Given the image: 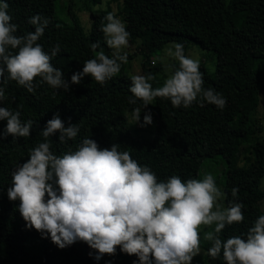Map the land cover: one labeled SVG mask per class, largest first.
Here are the masks:
<instances>
[{"label":"trees","instance_id":"1","mask_svg":"<svg viewBox=\"0 0 264 264\" xmlns=\"http://www.w3.org/2000/svg\"><path fill=\"white\" fill-rule=\"evenodd\" d=\"M58 0H7L8 12L19 25L17 35L34 31L28 19L40 14L49 19L43 36L38 41L47 52L59 43L60 52L52 57L54 67L61 69L70 82L71 75L81 71L83 63L95 58L90 47L99 42L106 55L113 50L105 43L102 25L107 13H114L125 23L131 43L141 54L143 75L153 74L155 88L161 66L152 63V55L172 38L197 43L216 56L213 73L200 64L204 87L213 88L226 99L223 109L204 102L190 107L174 108L167 99L156 98L149 105L156 118V128L150 137L135 136L129 127L128 113L134 107L128 98L131 80L126 64L120 72L99 84L85 76L79 84H71L68 91L52 89L39 84L34 93L9 80L5 86V99L0 107L21 111V120L32 119L34 124L29 137L7 136L0 140V264H133L138 258L117 247L115 255H103L95 260L96 250L85 242L77 241L63 249L48 236L34 228H26L18 211L19 201H10L7 187L11 172L18 163L27 160L30 149L43 141L41 130L46 122L58 113L65 122L80 125L75 140L58 141L59 133L50 137L52 151L63 154L69 148L89 137L101 148L112 143L120 151H128L141 165H148L158 180L178 175L182 180L198 179L204 160L221 156L225 162L223 172L224 205L229 201L243 204L244 220L226 225L220 233L222 240L247 233L255 219L264 214V189L260 182L264 176V139L260 126L252 119L264 95V74H259L264 62V0H107L105 8L90 9L87 32L74 8L76 0H59L63 21L56 17ZM212 31L209 37L207 31ZM99 49H97L98 51ZM128 58L134 54L127 53ZM178 65V63H175ZM7 75V73H5ZM264 99V98H263ZM0 120V131L6 126ZM249 142L248 145H244ZM243 159V164H239ZM238 188L236 197L232 189ZM210 242L201 239V248L207 264H225L222 254L213 259L207 255ZM92 253L93 255H89Z\"/></svg>","mask_w":264,"mask_h":264},{"label":"clouds","instance_id":"2","mask_svg":"<svg viewBox=\"0 0 264 264\" xmlns=\"http://www.w3.org/2000/svg\"><path fill=\"white\" fill-rule=\"evenodd\" d=\"M8 8L7 0H0V101L5 99L9 80L29 93L43 83L68 91L70 83L79 84L85 76L104 85L128 61L123 49L129 45L130 33L125 23L109 12L102 32L105 43L113 50L111 57L99 42L92 43L95 58L86 60L69 82L51 63L61 50L60 44L46 52L38 42L49 19L33 15L27 22L34 31L17 35L19 25L12 22ZM165 55L177 60L178 65L164 64L166 78L161 87L153 88L151 82L156 77L151 73L130 77L132 95L128 103L140 102L131 110L133 123L140 127L153 123L151 111L146 109L156 98L169 100L174 108H188L194 102L225 107L226 99L221 93L204 87L200 61L186 56L182 44L172 43ZM36 77L40 78L39 84ZM20 117V110L0 107V120L7 122L0 131V140L9 135L30 136L34 121L24 122ZM79 132L80 125L71 123L70 118L65 126L59 114H53L41 130L43 141L30 149L27 160L11 172L7 196L10 201H19L18 211L26 228L50 237L61 249L77 241L85 242L96 250L95 260L105 254L115 255L119 247L121 252L138 258L133 264H191L201 252L200 230L204 226L211 229L203 234V240L211 244L207 249L209 257L217 259L222 254L225 264H264V214L255 219L243 237L233 235L222 240L220 233L226 225L244 220L243 204H220L226 193L211 173H205L203 179L185 181L173 175L158 180L148 165H141L128 151H120L118 143L101 148L89 137L63 154L51 150L53 135L59 133L58 141L64 143L75 140ZM238 191L234 187L232 196L236 197Z\"/></svg>","mask_w":264,"mask_h":264},{"label":"rangeland","instance_id":"3","mask_svg":"<svg viewBox=\"0 0 264 264\" xmlns=\"http://www.w3.org/2000/svg\"><path fill=\"white\" fill-rule=\"evenodd\" d=\"M118 3V2H117ZM117 3H112L111 8H114V13L117 12ZM107 5V0H76V5H75V11L77 12L80 22L84 28V31L87 32L89 25H90V18H89V11L90 9L96 10L100 8H105ZM119 16V14H116ZM116 16V17H118ZM56 17L59 19L65 21L66 16L61 14L60 12V4L59 0L56 2ZM208 36L210 37L212 35V31H207ZM172 43H180L183 45L184 49V54L186 56H190L194 59H198L200 61V64H203L209 73H213L215 71V66H216V56L202 48L200 45L197 43H194L192 41H187V40H182L178 41L175 38H172L169 40V42L161 45V48H158L155 52H153L152 58L153 59L152 63H157L158 66H161V71L157 73V78H158V85L156 87H161L163 85L164 79L166 78V72L164 69V64H175L178 63L177 60L174 58L167 57L165 55V49L171 45ZM139 45V41L136 43H131L129 40V45L127 48L123 49L124 52L127 53H132L134 54L132 58H128V61L126 64V70L127 73L130 75H143L142 69H141V64L140 62L142 61L141 54L134 53L137 52L136 48ZM259 74H264V62L262 63L261 70H258ZM155 87V88H156ZM261 100L260 104L258 105L255 114L253 116V120L255 123L260 126V137L264 139V95H260ZM146 110H150L149 105L147 106ZM144 111L142 110L140 113V121L141 123L143 122V116H144ZM152 114V113H151ZM128 124L130 127V130L135 136H143V137H150L152 134V131L155 130L156 128V118L152 114V120L153 123L151 125H146L144 127H140L138 124L133 123L131 119V113H128ZM249 142H245V146L248 145ZM239 164H243V159L240 160ZM225 169V162L221 156H218L216 159H211V160H204L199 168V175L198 179H203V176L205 173H211L213 175L214 180L216 181L217 186L223 191V172ZM260 188L264 189V176L261 179L260 182ZM220 204L224 205V199L219 201ZM225 206V205H224ZM264 208V204H263ZM211 230L207 227L202 226L200 230V237L203 239V234L205 231ZM191 264H207L205 257H204V250L201 248V252L199 255L195 256L191 262Z\"/></svg>","mask_w":264,"mask_h":264}]
</instances>
